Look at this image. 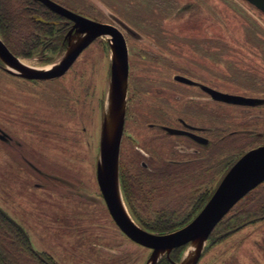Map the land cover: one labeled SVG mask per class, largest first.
<instances>
[{"label":"rangeland","instance_id":"1","mask_svg":"<svg viewBox=\"0 0 264 264\" xmlns=\"http://www.w3.org/2000/svg\"><path fill=\"white\" fill-rule=\"evenodd\" d=\"M53 1L124 38L117 169L126 214L141 229L161 212L192 220L229 164L264 145V14L244 0ZM58 17L55 36H42L46 49L17 57L27 67L56 66L80 37ZM112 57L99 37L63 76L45 81L12 76L0 60V212L44 264H158L167 255L129 240L97 185ZM245 203L264 209V183L237 208ZM197 256L195 264H264V218L184 246L175 264Z\"/></svg>","mask_w":264,"mask_h":264},{"label":"water","instance_id":"2","mask_svg":"<svg viewBox=\"0 0 264 264\" xmlns=\"http://www.w3.org/2000/svg\"><path fill=\"white\" fill-rule=\"evenodd\" d=\"M56 15L72 23L68 35L75 33L83 36L60 62L48 69L34 70L25 67L13 55L0 38V60L10 69L6 72L26 80H52L63 76L82 51L95 39L106 37L112 52L110 66V110L109 116L115 118V127L111 137L107 136V121L101 148V164L97 169V185L103 201L118 229L135 244L149 249L154 256L184 247L196 241L207 240L215 227L246 195L264 183V145L245 152L225 173L213 194L184 227L172 233L158 235L138 227L126 214L118 187L117 160L122 134L126 77L128 72V54L121 32L113 25L100 23L77 14L52 0H35ZM264 14V0H244ZM37 21L43 22L40 17ZM53 23V22H52ZM214 98L227 101V97L212 93ZM107 118V119H108ZM180 135L181 131L172 130ZM199 249V248H198ZM199 251V250H198ZM197 258L193 264L196 263ZM152 264H157L156 258Z\"/></svg>","mask_w":264,"mask_h":264},{"label":"trees","instance_id":"3","mask_svg":"<svg viewBox=\"0 0 264 264\" xmlns=\"http://www.w3.org/2000/svg\"><path fill=\"white\" fill-rule=\"evenodd\" d=\"M65 8L72 10L70 7ZM35 17L42 18L43 22L37 21ZM58 19V16L47 11L42 4L35 0H0V38L8 50L16 57L30 58L35 52L42 48L43 45H45L46 49L49 45L44 43L42 36H55L57 30L56 22ZM58 34L59 35L55 37L54 40L60 41L63 38V31L60 30ZM241 156L242 155L239 157ZM238 158L236 160H238ZM236 160L229 164L230 166L227 170ZM124 178V174H121L120 179L122 181V187L126 197H128ZM255 190L251 191L242 200L250 197ZM213 192L214 189L209 193L202 194L197 199L195 203V211L197 213L206 204ZM241 201L236 204L228 216L215 227L209 236V240H214V238L220 239L250 223L264 218V209L259 207V205L246 206L247 203H245V205L243 204L244 206L242 205V207L237 208L239 204H241ZM189 221H191V219L187 218L177 223L173 219L172 214L167 215L161 212L153 223H140L144 230L153 234L164 235L181 229L188 224ZM29 246L25 234L0 212V264H44L42 262L43 259H38L42 256L38 257L34 252L31 253L29 251ZM182 250L183 247L172 250L169 255L164 256L158 264H175L178 262ZM19 251H21V257L18 254ZM42 258L45 259L44 256Z\"/></svg>","mask_w":264,"mask_h":264},{"label":"bare ground","instance_id":"4","mask_svg":"<svg viewBox=\"0 0 264 264\" xmlns=\"http://www.w3.org/2000/svg\"><path fill=\"white\" fill-rule=\"evenodd\" d=\"M83 36H80V37H78V39H77V41H76V43L73 45V46H75L78 42H79V40L82 38ZM72 46V47H73ZM21 64L23 65V66H25V67H27L24 63H22L21 62ZM46 69H48V68H46ZM114 127H115V118H113L112 116H109V118L107 119V136L108 137H111V135H112V133H113V130H114ZM193 260V259H192ZM190 262L191 261H188V264H190Z\"/></svg>","mask_w":264,"mask_h":264},{"label":"flooded vegetation","instance_id":"5","mask_svg":"<svg viewBox=\"0 0 264 264\" xmlns=\"http://www.w3.org/2000/svg\"><path fill=\"white\" fill-rule=\"evenodd\" d=\"M71 27H72V23H71Z\"/></svg>","mask_w":264,"mask_h":264}]
</instances>
